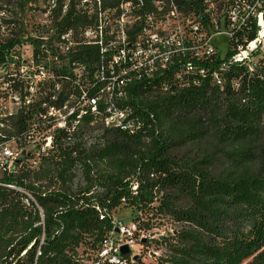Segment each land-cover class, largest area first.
<instances>
[{
    "label": "trees",
    "instance_id": "16d2710c",
    "mask_svg": "<svg viewBox=\"0 0 264 264\" xmlns=\"http://www.w3.org/2000/svg\"><path fill=\"white\" fill-rule=\"evenodd\" d=\"M11 1L17 10L47 2ZM152 1L163 0H142L148 10ZM170 1L206 34L209 3L216 19L230 4ZM61 2L50 15L58 32L85 23L73 0L61 16ZM1 12L10 15L0 16V67L6 68L22 44L38 42L24 39L18 12ZM256 32L247 18L232 30L224 56L198 58L190 45L181 64L132 83L124 101L139 122L135 132L85 114L71 133L56 132L35 165L22 153L0 175V264H109L96 253L122 206L140 230L169 223L173 234L152 242L163 249L159 264H264V51L249 65L230 61L233 48ZM32 118L30 110L17 111L0 129V142L13 139L22 148Z\"/></svg>",
    "mask_w": 264,
    "mask_h": 264
},
{
    "label": "built area",
    "instance_id": "2783aa9c",
    "mask_svg": "<svg viewBox=\"0 0 264 264\" xmlns=\"http://www.w3.org/2000/svg\"><path fill=\"white\" fill-rule=\"evenodd\" d=\"M70 1L62 0L61 16ZM226 1L230 4L218 19L214 5L209 3L213 14L206 34L170 0L152 1L151 10L142 0H119L112 6H104L102 0H73L85 23L58 32L50 18L57 0H47L49 25H40L34 36L24 37L37 41V47L22 44L13 63L0 67V129L19 110H30L33 116L20 138L22 148L13 139L0 142V175L9 172L22 153L32 155L35 165L51 150L56 132L71 133L85 114L98 117L107 128L135 132L139 122L124 101L131 84L164 75L174 63L181 64L192 49L190 45L195 46L198 58L219 53L211 41L213 34L227 36V50L232 30L247 18L255 22L256 36L235 46L230 61L253 62L254 53L264 51V0ZM21 47L29 50L27 57L19 53ZM79 55L81 59L76 58ZM181 68L187 71L189 65L184 63ZM26 197L32 200L30 195ZM139 230L132 221L125 224L113 219V228L96 258L102 263L124 264L127 260L120 250L127 247L128 258L133 260L138 254L132 255V250Z\"/></svg>",
    "mask_w": 264,
    "mask_h": 264
},
{
    "label": "rangeland",
    "instance_id": "374dc122",
    "mask_svg": "<svg viewBox=\"0 0 264 264\" xmlns=\"http://www.w3.org/2000/svg\"><path fill=\"white\" fill-rule=\"evenodd\" d=\"M1 11H16L18 14L15 16V21L20 22L21 29L20 31L25 37H31L36 34V27L40 25H49L48 13L46 11V4L39 1L33 5H26L23 10H17L15 7L14 1L0 0V15L7 14L2 13ZM17 22V23H18ZM19 29V28H18ZM212 43L216 47V50L221 56L226 52L227 46V36L225 34L215 36L211 39ZM19 51L22 54V57H27L29 50L26 47H21ZM114 218L122 220L125 224H129L133 219L132 210L129 207H119L114 211ZM173 232L169 223L165 220L161 222H154L152 227L149 230H139L136 235L135 246L132 250V255L134 252L138 251L136 257H138L143 264H159V258L163 255L162 248H156L154 240L160 241L168 235H172ZM134 259L125 262L124 264H134Z\"/></svg>",
    "mask_w": 264,
    "mask_h": 264
},
{
    "label": "water",
    "instance_id": "95a60500",
    "mask_svg": "<svg viewBox=\"0 0 264 264\" xmlns=\"http://www.w3.org/2000/svg\"><path fill=\"white\" fill-rule=\"evenodd\" d=\"M120 253H121V255H122L123 257H128V256H129V250H128L127 247H122L121 250H120ZM133 259H134V261H136V262L139 260V258L136 257V256H135Z\"/></svg>",
    "mask_w": 264,
    "mask_h": 264
}]
</instances>
